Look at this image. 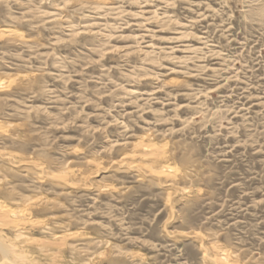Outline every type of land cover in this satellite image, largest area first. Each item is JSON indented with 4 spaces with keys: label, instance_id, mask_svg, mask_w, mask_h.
<instances>
[{
    "label": "rangeland",
    "instance_id": "1",
    "mask_svg": "<svg viewBox=\"0 0 264 264\" xmlns=\"http://www.w3.org/2000/svg\"><path fill=\"white\" fill-rule=\"evenodd\" d=\"M29 198L33 264H264V0H0V203Z\"/></svg>",
    "mask_w": 264,
    "mask_h": 264
},
{
    "label": "bare ground",
    "instance_id": "2",
    "mask_svg": "<svg viewBox=\"0 0 264 264\" xmlns=\"http://www.w3.org/2000/svg\"><path fill=\"white\" fill-rule=\"evenodd\" d=\"M8 76V75H7ZM4 81V80H2ZM5 84V83H4ZM9 85V84H8ZM8 90V89H7ZM11 125V124H10ZM14 130V129H13ZM14 138V137H13ZM17 138V137H16ZM143 142V141H142ZM152 142V141H151ZM144 143V142H143ZM157 145V144H156ZM156 146H152V145H145V144H140L139 145V150H141L139 152V154H146V155H150V157H153V159H159L160 155V151H155L156 150ZM7 150V149H6ZM5 150V151H6ZM167 150V149H166ZM11 153V152H10ZM18 154V153H17ZM19 156V155H18ZM3 157V156H2ZM5 158V157H4ZM10 159V158H8ZM149 159V158H147ZM11 160V159H10ZM143 160V159H142ZM12 161V160H11ZM30 161V160H29ZM145 161V160H144ZM160 161V159H159ZM130 162V161H129ZM132 162V161H131ZM146 162V161H145ZM156 162V161H155ZM148 163V162H147ZM150 163V162H149ZM25 164V163H24ZM34 164V163H33ZM91 164V163H90ZM20 165V164H19ZM18 165V166H19ZM27 165V164H26ZM35 166V165H34ZM36 166H39L36 165ZM139 166H143L145 168L148 169V171H150L151 173H155V174H162L168 178H172L176 175L177 170L174 167H170L168 165H162L160 167H152V166H148V165H144V164H139ZM33 168V166H31ZM11 168V167H10ZM69 169V168H68ZM72 171V170H71ZM70 172V171H69ZM27 173V172H26ZM31 173V172H30ZM80 173V172H79ZM139 174V173H138ZM41 175V174H40ZM161 175V176H162ZM160 176V175H159ZM63 177V176H61ZM156 177V176H155ZM37 178V177H36ZM92 179V178H91ZM5 180V179H4ZM90 181V180H89ZM173 181V180H172ZM70 182V181H69ZM166 184V183H165ZM85 187V186H84ZM81 188V187H80ZM121 188V187H120ZM104 189V188H102ZM172 191V190H171ZM106 192V191H105ZM32 199V198H31ZM30 198L27 200H24L23 203H19V205L16 203V206H7L4 205L3 203H0V264H33L34 262L31 260V258L28 255H24L22 252L18 251V246L20 244H23V246L26 244H29L30 242H28L29 240H26V238H22V235L24 234L23 232H25L24 230H27V227H36L41 225V221H37L34 218L32 219V217L30 216V211L29 209L33 206L36 205L37 203H41L42 201H37V200H31ZM39 199V198H38ZM18 202V201H17ZM13 204V203H12ZM48 204V203H47ZM47 207V206H46ZM32 211V210H31ZM45 225V224H44ZM47 227V226H46ZM4 229H8L10 230L11 233L14 234V238L13 239H9L7 237L4 236ZM45 229V228H44ZM42 231V230H41ZM40 231V232H41ZM46 231V230H45ZM30 233V232H29ZM80 233V232H79ZM67 234V233H66ZM66 234H62V235H58L55 237L56 242L57 243L56 247H61V246H65L67 244L66 239H68L65 235ZM24 236V235H23ZM90 236V235H89ZM70 237V236H68ZM182 237V236H181ZM12 238V237H11ZM30 237H28L29 239ZM82 238V237H80ZM204 238V237H203ZM84 239V238H83ZM35 241V239H33ZM74 240V239H73ZM33 242L36 246H40V247H44L46 249V251H49V247L51 245H53V241H38V242ZM55 241V240H54ZM32 243V244H33ZM31 245V244H30ZM55 250L56 247L55 245H53ZM52 246V247H53ZM20 247V246H19ZM62 249V248H61ZM215 249V247H214ZM22 250V248H21ZM43 250V249H42ZM63 250V249H62ZM24 251V250H23ZM20 252V253H19ZM58 252V251H57ZM44 253V252H43ZM49 253V252H48ZM76 253V252H75ZM42 254V253H41ZM47 254V252H46ZM57 254V253H56ZM216 256V257H215ZM213 258V261L215 264H235L234 262L231 261L230 255L228 253H224V252H220L218 251L216 253ZM235 257V256H234ZM41 258V257H40ZM55 260V259H54ZM97 263V262H96ZM213 263V262H212ZM213 263V264H214ZM64 264V263H63ZM208 264V263H207Z\"/></svg>",
    "mask_w": 264,
    "mask_h": 264
}]
</instances>
